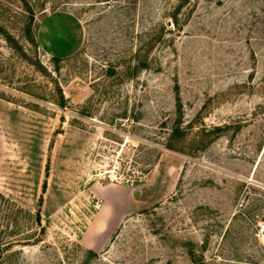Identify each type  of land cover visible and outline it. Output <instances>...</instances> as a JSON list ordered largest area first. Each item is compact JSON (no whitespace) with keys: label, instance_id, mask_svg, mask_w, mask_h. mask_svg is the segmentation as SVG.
I'll return each instance as SVG.
<instances>
[{"label":"rangeland","instance_id":"374dc122","mask_svg":"<svg viewBox=\"0 0 264 264\" xmlns=\"http://www.w3.org/2000/svg\"><path fill=\"white\" fill-rule=\"evenodd\" d=\"M93 1L0 0V264H264V0Z\"/></svg>","mask_w":264,"mask_h":264},{"label":"trees","instance_id":"16d2710c","mask_svg":"<svg viewBox=\"0 0 264 264\" xmlns=\"http://www.w3.org/2000/svg\"><path fill=\"white\" fill-rule=\"evenodd\" d=\"M188 0H180V4L175 8V14L174 16L171 18L172 22L174 25H176L179 20L177 15L179 14V11L183 8V6L187 3ZM82 3V2H81ZM114 3H118L119 7L125 8V9H132V8H136L137 6V0H94L93 2H83L80 5L86 6V5H107L109 8H111V6H113ZM116 69L113 67L111 69L108 70L109 74L115 73ZM36 222L41 225V211L39 210L37 212V216H36ZM43 231V230H42Z\"/></svg>","mask_w":264,"mask_h":264}]
</instances>
